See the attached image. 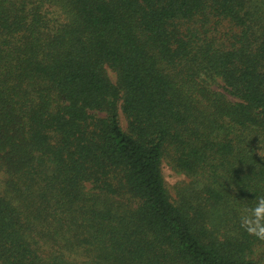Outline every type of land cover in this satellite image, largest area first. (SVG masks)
<instances>
[{
  "label": "trees",
  "instance_id": "obj_1",
  "mask_svg": "<svg viewBox=\"0 0 264 264\" xmlns=\"http://www.w3.org/2000/svg\"><path fill=\"white\" fill-rule=\"evenodd\" d=\"M262 154L264 0H0V264H264Z\"/></svg>",
  "mask_w": 264,
  "mask_h": 264
},
{
  "label": "clouds",
  "instance_id": "obj_2",
  "mask_svg": "<svg viewBox=\"0 0 264 264\" xmlns=\"http://www.w3.org/2000/svg\"><path fill=\"white\" fill-rule=\"evenodd\" d=\"M239 222L245 233L264 241V195L257 197L253 206L242 210Z\"/></svg>",
  "mask_w": 264,
  "mask_h": 264
},
{
  "label": "rangeland",
  "instance_id": "obj_3",
  "mask_svg": "<svg viewBox=\"0 0 264 264\" xmlns=\"http://www.w3.org/2000/svg\"><path fill=\"white\" fill-rule=\"evenodd\" d=\"M110 75L112 78H114L113 73L110 72ZM162 171H163L164 178H165L167 185H168L169 189L171 190V192H173V186L177 182L185 179L184 175L176 173L167 163H163ZM0 178H1V174H0Z\"/></svg>",
  "mask_w": 264,
  "mask_h": 264
}]
</instances>
